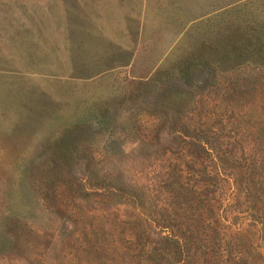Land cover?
<instances>
[{
  "label": "rangeland",
  "instance_id": "obj_1",
  "mask_svg": "<svg viewBox=\"0 0 264 264\" xmlns=\"http://www.w3.org/2000/svg\"><path fill=\"white\" fill-rule=\"evenodd\" d=\"M263 221L264 0H0V264H264Z\"/></svg>",
  "mask_w": 264,
  "mask_h": 264
},
{
  "label": "trees",
  "instance_id": "obj_2",
  "mask_svg": "<svg viewBox=\"0 0 264 264\" xmlns=\"http://www.w3.org/2000/svg\"><path fill=\"white\" fill-rule=\"evenodd\" d=\"M263 222H264V221H263ZM261 223H262V222H261ZM178 247L181 248V247H182V244L179 243V244H178Z\"/></svg>",
  "mask_w": 264,
  "mask_h": 264
}]
</instances>
